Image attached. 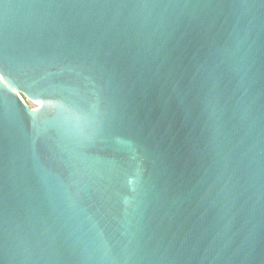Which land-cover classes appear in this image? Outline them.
<instances>
[{"label": "water", "instance_id": "1", "mask_svg": "<svg viewBox=\"0 0 264 264\" xmlns=\"http://www.w3.org/2000/svg\"><path fill=\"white\" fill-rule=\"evenodd\" d=\"M0 77V264H264V0H0Z\"/></svg>", "mask_w": 264, "mask_h": 264}, {"label": "rangeland", "instance_id": "2", "mask_svg": "<svg viewBox=\"0 0 264 264\" xmlns=\"http://www.w3.org/2000/svg\"><path fill=\"white\" fill-rule=\"evenodd\" d=\"M25 101L28 104V106L32 109L39 107V104L35 101H32V100L27 99V98H25Z\"/></svg>", "mask_w": 264, "mask_h": 264}, {"label": "snow or ice", "instance_id": "3", "mask_svg": "<svg viewBox=\"0 0 264 264\" xmlns=\"http://www.w3.org/2000/svg\"><path fill=\"white\" fill-rule=\"evenodd\" d=\"M50 76H52V75H54V74H49ZM0 79H2V77H0ZM33 115H38L39 114V112L37 111V110H33V113H32ZM79 118V117H78ZM84 118H87V117H84ZM99 119V117L98 116H96V117H94L93 118V122H95V121H97Z\"/></svg>", "mask_w": 264, "mask_h": 264}, {"label": "bare ground", "instance_id": "4", "mask_svg": "<svg viewBox=\"0 0 264 264\" xmlns=\"http://www.w3.org/2000/svg\"><path fill=\"white\" fill-rule=\"evenodd\" d=\"M38 103V102H37ZM39 104V103H38Z\"/></svg>", "mask_w": 264, "mask_h": 264}]
</instances>
